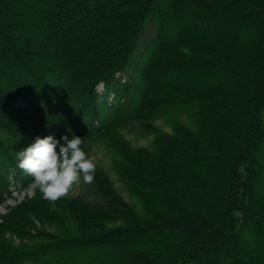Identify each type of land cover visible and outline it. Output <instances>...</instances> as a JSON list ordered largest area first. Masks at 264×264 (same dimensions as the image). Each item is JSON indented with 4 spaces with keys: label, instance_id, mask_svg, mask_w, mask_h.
Here are the masks:
<instances>
[{
    "label": "trees",
    "instance_id": "16d2710c",
    "mask_svg": "<svg viewBox=\"0 0 264 264\" xmlns=\"http://www.w3.org/2000/svg\"><path fill=\"white\" fill-rule=\"evenodd\" d=\"M171 106L192 124L119 150L140 212L95 172L83 234L28 256L0 227V264H264V0H0V204L28 181L22 124L91 138ZM19 211L51 220L38 200Z\"/></svg>",
    "mask_w": 264,
    "mask_h": 264
},
{
    "label": "rangeland",
    "instance_id": "374dc122",
    "mask_svg": "<svg viewBox=\"0 0 264 264\" xmlns=\"http://www.w3.org/2000/svg\"><path fill=\"white\" fill-rule=\"evenodd\" d=\"M154 35L155 24L150 23L142 35L143 43L140 44L137 54L138 58L144 57L146 50L145 43L151 40ZM124 77V79L128 81V78L133 77V75L127 73ZM146 85V83H143L144 87ZM113 98L114 97H112V100ZM122 98L121 101H123ZM17 105H22V102H18ZM71 115L72 113H68V117H71ZM144 117L146 118L142 117L141 119L129 120L111 129L102 136L91 138L84 137L81 133L77 132V130L81 131L80 129H86L84 128V123H78L77 126L68 124V126H72V128H68L70 130L67 132L68 129H66L65 126L60 133L43 129L41 126H38L41 124H38L37 121L22 125H25L23 129L27 132L26 141L29 145L35 141L38 135H40L41 138L51 135L61 143H63L61 137L64 135H68L69 139L73 134L83 138L82 148L90 157L95 158L97 165L96 172L104 175L111 182L116 195L121 201L140 212V202L130 194L129 190L124 187L118 177L117 165L120 160L119 150L121 145L126 146L129 150H146L151 152L155 150V141L160 135L172 136L178 127L192 124V119L182 106L159 108L154 115ZM67 122H69L68 119ZM73 129H76V131ZM0 139L8 145H11V142H13L11 138L6 136L0 137ZM20 141L15 143H19ZM24 148L26 147L21 148L19 146L16 151L12 152L16 154ZM27 179L28 181L26 183L17 182L16 184H14V180L11 179L10 192L5 196L4 202L0 204V227L4 228L3 231L6 235V239L13 241L16 246L21 245V249H19L23 252V255L30 256L29 252L31 250H37L42 246L50 244L55 237H60L61 240H63V238L67 236L73 235L76 237L83 234L82 230L85 227V220L81 219L79 215L84 211L75 209L74 205L79 200L84 201L85 204L93 202L94 199L90 194L91 187L89 184L81 182L79 185L73 187V190L68 196L53 202L43 198L39 191L35 193L29 191V184L32 178L28 176ZM262 182L264 183V181H260L258 186L263 185ZM36 200L39 202L41 201V204H45V209L51 212V220L48 219V222L44 220V218H40L43 221L41 222V220L39 221L31 214H23V212L19 211V207L23 205V203ZM20 218L26 221L27 226L25 230L29 235L19 238L11 235V231L6 225L10 221L16 219H18L17 222H22ZM106 226L104 230H111L116 227L115 225ZM23 245H25V247H22ZM13 252H15V250Z\"/></svg>",
    "mask_w": 264,
    "mask_h": 264
},
{
    "label": "clouds",
    "instance_id": "9594fccd",
    "mask_svg": "<svg viewBox=\"0 0 264 264\" xmlns=\"http://www.w3.org/2000/svg\"><path fill=\"white\" fill-rule=\"evenodd\" d=\"M63 143L49 135L16 153L17 167L32 178L29 191L56 201L66 197L81 182L91 184L96 162L82 148L83 138L73 134L61 137ZM58 149V150H57Z\"/></svg>",
    "mask_w": 264,
    "mask_h": 264
}]
</instances>
